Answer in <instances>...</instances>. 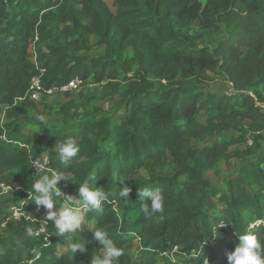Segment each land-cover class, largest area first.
I'll list each match as a JSON object with an SVG mask.
<instances>
[{
    "label": "trees",
    "instance_id": "1",
    "mask_svg": "<svg viewBox=\"0 0 264 264\" xmlns=\"http://www.w3.org/2000/svg\"><path fill=\"white\" fill-rule=\"evenodd\" d=\"M92 39L105 49L97 57L85 53ZM41 69L47 88L76 76L110 79L103 90L120 94L118 106L98 116L70 99L58 119H34L30 108H40L28 91ZM209 71L223 74L235 92H206ZM32 122L40 125L33 136ZM235 129L239 136L226 134ZM252 131L259 133L253 145L237 157L233 147ZM262 132L264 0H0V185L19 191L0 195V264H90L102 247L97 228L123 250L119 264H229L237 232L264 243ZM67 136L81 150L61 166L50 145ZM46 151L51 169L70 180L59 183L65 193L75 195L78 182L96 176L94 186L111 194L100 210L83 212L76 239H85L86 251L76 256L29 197L44 174L34 172V161ZM234 158L236 170L222 174L219 166ZM121 181L132 188L127 206L118 196ZM144 187L164 193L163 213L144 216L137 195ZM23 200L21 217L9 219ZM221 221L231 224L213 232ZM227 233L234 241L224 245Z\"/></svg>",
    "mask_w": 264,
    "mask_h": 264
},
{
    "label": "clouds",
    "instance_id": "2",
    "mask_svg": "<svg viewBox=\"0 0 264 264\" xmlns=\"http://www.w3.org/2000/svg\"><path fill=\"white\" fill-rule=\"evenodd\" d=\"M53 148L61 166H70L71 162L78 158L81 150L78 138L74 136H67L59 143L56 142ZM33 167L38 169L37 174L44 171V174L34 180L29 192V197L34 200L37 210L40 208L45 210L44 222H54L57 236H63L68 240L67 246L72 254L76 256L85 252V239H76L77 234H81L85 227L83 212L100 210L102 204L109 201L111 194L106 192L104 187L94 186L96 176L78 182L79 188L75 195L67 194L59 186L60 181H70L64 171L48 168L47 160L43 163L37 162ZM125 182L121 181L123 187H120L118 196L127 206L131 204L132 188ZM137 195L142 201L140 208L145 217L163 213L165 196L159 187L139 188ZM56 205H59L58 210L55 208ZM227 224L231 223L218 222L212 231L218 233L217 229ZM93 233L95 240L102 247L94 254L90 264H119V258L124 254L123 250L103 229L97 228ZM237 236L235 250L227 253L229 264H264V243L257 235L252 232L242 234L237 232ZM207 240L204 243H207Z\"/></svg>",
    "mask_w": 264,
    "mask_h": 264
},
{
    "label": "rangeland",
    "instance_id": "3",
    "mask_svg": "<svg viewBox=\"0 0 264 264\" xmlns=\"http://www.w3.org/2000/svg\"><path fill=\"white\" fill-rule=\"evenodd\" d=\"M202 1H205V0H202ZM194 26H195L194 29L197 31L199 22H194ZM104 50L105 49L103 45H99L95 39H92L91 47L89 50H86L85 53L90 55V57H97L101 53H103ZM129 54L130 55L132 54L131 51H129ZM208 73L210 76L207 78V80H205V84L208 86V88L206 89V92H209V89L214 92L227 93V94H231L235 92L233 91L234 90L233 88L229 87V82H227V79L224 78L223 74L212 72V71H209ZM109 81L110 79L109 80L105 79L103 83H100L96 81L95 76H91L85 82L83 81L82 84H80L79 86H77L76 88L72 90L64 91V92L57 91V92H54L53 94H48V93L43 92L41 94V99L38 102L40 109L30 108L29 115L30 117L34 119H40V120H43V122L45 123H50L51 121H54L57 118V115L60 111V108L63 106V104L69 101L70 99H74L78 103L79 109H80L79 111L82 113L84 111H95V113L98 116L109 115L113 111H115L120 101V94L117 92L115 93L113 92L110 95H105L104 90H103V84L106 85V83H109ZM119 90L123 91L124 87L123 86L119 87ZM44 105L47 106L48 109L45 113H42ZM9 112H10L9 108L4 107L1 113L4 121L7 120ZM41 117H43V119H41ZM31 124L32 126L29 125L28 129L31 128L30 129L31 135L33 136L34 133H36V131L40 130V125L36 124L35 122H32ZM26 131H29V130H26ZM241 132L242 131L240 129H235L233 131H227L226 134L230 136L235 135L237 137L241 134ZM258 134L259 133L255 131L248 133L247 134L248 140L244 144L236 145L235 147H233V149L238 150L236 152L237 157H239L240 154H242L249 146L253 145L251 136L258 135ZM262 135L264 136V132H262ZM199 143L200 142L197 141L195 144H199ZM54 145L55 143L51 144L50 149L55 151V149L53 148ZM46 153H49V151H46ZM239 162H240L239 158H234L231 161V165L229 167L225 163H222L221 166H219V169H222V172H221L222 174L227 173L226 172L227 169L229 171L234 172L236 170L235 165L238 166ZM49 167H51V162L49 164ZM209 176H210L211 181L214 182L216 185H222L219 174L216 175L214 171H210ZM60 182H64V181H60ZM11 192L12 191L6 192L2 188V186L0 187V195L4 197H8V196L12 197L14 194L18 193L19 191H15L12 193ZM23 201H19L17 205L19 204L21 205ZM13 206L14 205H12L11 208ZM55 208L56 210H58L59 205H56ZM11 218H14L13 215L9 219ZM6 222L7 221H5V223L2 224L3 230H5L6 228L4 225L6 224ZM256 226H258V224H255L254 227ZM223 237H224L223 238L224 240L223 239L222 240L225 241L224 245H228L230 242L234 241V236L230 233L223 234ZM140 248L141 246L137 244L133 250V254L137 255ZM61 250L65 251L66 247L62 245Z\"/></svg>",
    "mask_w": 264,
    "mask_h": 264
},
{
    "label": "built area",
    "instance_id": "4",
    "mask_svg": "<svg viewBox=\"0 0 264 264\" xmlns=\"http://www.w3.org/2000/svg\"><path fill=\"white\" fill-rule=\"evenodd\" d=\"M44 72H45V69H41L40 73L35 75L32 78V80H31L30 88H29V91H28V96H29V98L32 101L39 102L40 99H41V94L43 92L48 93V94H53L54 92H57V91H62V92L69 91V90H72V89L76 88L77 86H79L80 84L83 83V79H81L80 77L76 76V77H74L68 83H66L64 85L47 88V87L44 86L43 81H42V76H43ZM49 159H50V157L46 153V154L43 155L42 159L35 160L33 166L37 162L43 163L45 160H47V167L51 168V167H49V164H50V160ZM33 170H34L35 173L38 172V169L36 167H33ZM42 172H43V170L40 173H42ZM1 186L6 192L15 190V189H12L11 187L5 186L3 184H1L0 187ZM16 190H19V188H16ZM23 203H24V201L22 202V204ZM22 204L21 205L20 204L19 205H14L11 208L12 215H13V217L15 219H19V217L23 214V212H22V206L23 205ZM260 222H262V221H258V223H255V224L260 225L261 224ZM255 224H252L251 228H253L255 226ZM219 228H225L226 229L227 226L224 225V226H221ZM43 231H44L43 229L40 230V232H43ZM164 255L167 256V253H164ZM171 257L173 259H175L174 255H171Z\"/></svg>",
    "mask_w": 264,
    "mask_h": 264
}]
</instances>
